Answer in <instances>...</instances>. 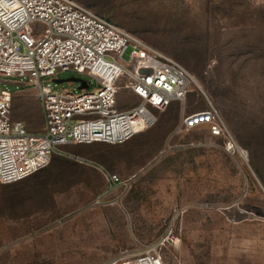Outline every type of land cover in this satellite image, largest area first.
Returning a JSON list of instances; mask_svg holds the SVG:
<instances>
[{"label":"rangeland","instance_id":"rangeland-1","mask_svg":"<svg viewBox=\"0 0 264 264\" xmlns=\"http://www.w3.org/2000/svg\"><path fill=\"white\" fill-rule=\"evenodd\" d=\"M78 1L172 56L195 82L131 142L72 146L83 162L55 154L40 172L0 183V264H106L169 230L181 240L164 248L167 263L264 264V0ZM55 77L96 86L72 69ZM0 87L13 93L12 117L41 131L37 85L18 76L0 77ZM124 98L122 109L137 103ZM208 102L246 158L206 126L182 129ZM105 170L138 173L118 203H94Z\"/></svg>","mask_w":264,"mask_h":264},{"label":"built area","instance_id":"built-area-1","mask_svg":"<svg viewBox=\"0 0 264 264\" xmlns=\"http://www.w3.org/2000/svg\"><path fill=\"white\" fill-rule=\"evenodd\" d=\"M69 69L90 76L96 86L86 81L87 87L80 88L81 82L70 81L78 86L70 89L50 82L57 72ZM18 76L37 85L44 125L33 131L14 119L13 93L0 87V183L18 181L48 166L55 154L83 162L82 156L65 148L70 144L127 141L152 127L158 110L184 101L195 82L172 56L78 0H0V77ZM125 96L124 101L136 98L137 103L120 108ZM199 126H206L212 137H222L229 154L240 153L212 103L184 116L183 130ZM137 174L124 177L105 170L106 185L94 203L120 202ZM180 240L169 230L142 251L106 264H170L164 248Z\"/></svg>","mask_w":264,"mask_h":264},{"label":"trees","instance_id":"trees-1","mask_svg":"<svg viewBox=\"0 0 264 264\" xmlns=\"http://www.w3.org/2000/svg\"><path fill=\"white\" fill-rule=\"evenodd\" d=\"M115 22V21H114ZM117 23V22H116ZM129 30V29H128ZM131 31V30H130ZM132 32V31H131ZM133 33H135V32H133ZM136 35H138L137 33H135ZM139 36V35H138ZM140 37V36H139ZM142 38V37H141ZM142 39H144V38H142ZM145 40V39H144ZM152 45H154V44H152ZM155 46V45H154ZM155 47H157V46H155ZM158 48V47H157ZM160 49V48H159ZM174 102H177V101H174ZM174 102H172L169 106H171ZM168 106V107H169ZM166 109V108H165ZM151 128V127H150ZM29 129V128H28ZM146 131V130H145ZM145 131H143V132H145ZM143 132H140V133H138L137 135H139V134H141V133H143ZM137 135H135V136H133V137H131L130 139H128L127 141H125V142H128V141H130L131 139H133L134 137H136ZM125 142H123V143H125ZM131 142V141H130ZM93 143H96V142H93ZM84 144H91V143H79V144H70V145H67L66 147H67V149H69L70 147H72V146H76V145H84ZM119 144H121V143H119ZM79 147L80 146H76L75 147V149H79ZM69 151V150H68ZM71 152V151H70ZM72 153H74V152H72ZM76 154V153H75ZM63 156V155H62ZM66 157V156H65ZM53 158H54V156L52 157V160H51V162H50V164L53 162ZM76 161V160H75ZM49 164V165H50ZM47 167V166H46ZM46 167H44V168H42V169H40V170H38V171H36V172H34V173H32V174H30L29 176H27V177H25V178H22V179H20V180H18V181H21V180H24V179H26V178H28V177H30V176H32V175H34V174H36V173H38V172H40L41 170H43V169H45ZM112 172H114V171H112ZM18 181H15V182H18ZM15 182H11V183H15ZM11 183H1V184H11Z\"/></svg>","mask_w":264,"mask_h":264},{"label":"water","instance_id":"water-1","mask_svg":"<svg viewBox=\"0 0 264 264\" xmlns=\"http://www.w3.org/2000/svg\"><path fill=\"white\" fill-rule=\"evenodd\" d=\"M55 82L59 83V82H63V81H79L82 83V85L80 86V88H83V87H87V82L86 80L84 79H81V78H77V77H71V78H68V79H60V78H57V79H54Z\"/></svg>","mask_w":264,"mask_h":264},{"label":"crops","instance_id":"crops-1","mask_svg":"<svg viewBox=\"0 0 264 264\" xmlns=\"http://www.w3.org/2000/svg\"><path fill=\"white\" fill-rule=\"evenodd\" d=\"M38 92H37V90H36V92H35V97H36V99H37V101H38V103H39V106H40V101H39V98H38V94H37ZM40 109H41V106H40ZM42 118V117H41ZM43 119V118H42Z\"/></svg>","mask_w":264,"mask_h":264},{"label":"bare ground","instance_id":"bare-ground-1","mask_svg":"<svg viewBox=\"0 0 264 264\" xmlns=\"http://www.w3.org/2000/svg\"><path fill=\"white\" fill-rule=\"evenodd\" d=\"M239 152L242 153L243 155H245V152L241 150V148H239Z\"/></svg>","mask_w":264,"mask_h":264}]
</instances>
